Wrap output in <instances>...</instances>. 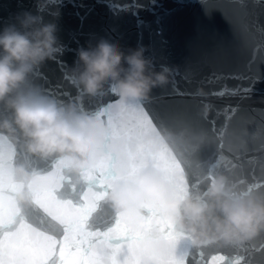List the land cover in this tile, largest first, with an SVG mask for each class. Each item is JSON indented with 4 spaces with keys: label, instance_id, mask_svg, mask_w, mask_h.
I'll list each match as a JSON object with an SVG mask.
<instances>
[{
    "label": "clouds",
    "instance_id": "obj_1",
    "mask_svg": "<svg viewBox=\"0 0 264 264\" xmlns=\"http://www.w3.org/2000/svg\"><path fill=\"white\" fill-rule=\"evenodd\" d=\"M41 8L38 5V12ZM20 24L23 31L11 25L0 35V103L11 111V118L0 122V131L23 140L35 157L71 162L66 171L75 173L103 154L108 127L95 113L61 104L31 83L40 65L54 59L62 46L55 34L57 25L45 23L42 15L25 12ZM78 57L82 70L77 79L86 95L96 96L107 87L115 89L121 100L138 101L169 82L171 70L162 66L156 71L143 48L126 55L118 45L101 40L95 48L82 47ZM3 176L18 186L19 199L27 203L32 176L25 167L5 169ZM146 181L161 182L154 168L141 173L139 185L122 183L108 202L120 210V195L138 192L143 201L148 194L140 189ZM172 192L168 187L164 193L169 200L166 210L175 216L178 230L187 232L194 243L206 239L242 242L264 231V195L236 190L227 175H217L203 195L170 199Z\"/></svg>",
    "mask_w": 264,
    "mask_h": 264
},
{
    "label": "water",
    "instance_id": "obj_2",
    "mask_svg": "<svg viewBox=\"0 0 264 264\" xmlns=\"http://www.w3.org/2000/svg\"><path fill=\"white\" fill-rule=\"evenodd\" d=\"M210 183L264 195V0H188ZM215 264H264V231L214 240Z\"/></svg>",
    "mask_w": 264,
    "mask_h": 264
}]
</instances>
